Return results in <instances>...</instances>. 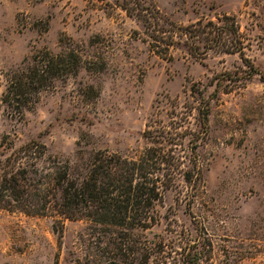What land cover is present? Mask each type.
<instances>
[{
    "label": "rangeland",
    "instance_id": "rangeland-1",
    "mask_svg": "<svg viewBox=\"0 0 264 264\" xmlns=\"http://www.w3.org/2000/svg\"><path fill=\"white\" fill-rule=\"evenodd\" d=\"M144 1L182 26L236 17L261 74L248 78L239 54L155 56L123 0H0V161L36 141L79 177L98 152L135 157L151 121L186 111L198 131L205 101L203 191L191 205L168 192L148 230L67 221L61 237L50 218L0 211V264H185L196 249L198 264H264V0ZM44 51L75 53L78 72L18 114L2 102L9 79Z\"/></svg>",
    "mask_w": 264,
    "mask_h": 264
},
{
    "label": "trees",
    "instance_id": "trees-1",
    "mask_svg": "<svg viewBox=\"0 0 264 264\" xmlns=\"http://www.w3.org/2000/svg\"><path fill=\"white\" fill-rule=\"evenodd\" d=\"M119 6L140 23L142 30L134 31L137 39L161 59L173 60L174 53L182 49L200 60L210 51H221L239 54L249 68L248 78L261 74L246 57L234 16L182 26L144 0H123ZM78 67L79 57L73 52H40L9 79L2 102L21 114L57 81L75 76ZM219 91L217 83L215 92ZM196 110L198 131L191 127V114L186 111L170 126L151 121L143 133L147 146L135 157L98 152L79 177H72L67 163L47 156L41 143L21 146L0 161V211L50 218L61 237L67 221L128 230L154 227L160 221L157 206L163 204L168 192H176L178 201L191 205L203 191L198 148L208 135L210 105L204 101ZM203 250L196 249L185 264L202 261Z\"/></svg>",
    "mask_w": 264,
    "mask_h": 264
}]
</instances>
